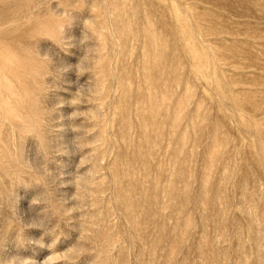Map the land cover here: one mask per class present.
<instances>
[{"label": "rangeland", "instance_id": "obj_1", "mask_svg": "<svg viewBox=\"0 0 264 264\" xmlns=\"http://www.w3.org/2000/svg\"><path fill=\"white\" fill-rule=\"evenodd\" d=\"M69 4V47L31 42L66 68L38 89L39 64L13 51ZM37 108L69 146L48 167L78 212L51 230L43 186L17 184L22 220H48L23 243L11 229L0 264H264V0H0V190L10 155L38 159L20 134Z\"/></svg>", "mask_w": 264, "mask_h": 264}, {"label": "clouds", "instance_id": "obj_2", "mask_svg": "<svg viewBox=\"0 0 264 264\" xmlns=\"http://www.w3.org/2000/svg\"><path fill=\"white\" fill-rule=\"evenodd\" d=\"M62 11H56L50 8L46 15L42 16V20L46 24V35H30L26 43L18 50L13 51V56L16 61L37 62L39 68L36 75L37 87L47 86L46 79L52 77L57 80L62 73L66 71L65 67H56L52 69L53 59L48 54H40L32 45L39 37H47L54 42L58 47L65 49L69 44L64 37V28L72 17L74 10L80 9L76 5L69 4L67 7H59ZM31 11L39 13L42 11V5L37 3L32 6ZM14 66V65H9ZM81 72L83 68L79 69ZM49 90L50 87H49ZM52 111H41L39 108L30 112L25 122L20 126L21 135H31L38 140V151L36 160H28L19 154L17 150L14 155H10L4 162L3 175L7 181V187L0 190V209H3V215H0V242L6 238L8 232L15 228L17 233V240L23 243L22 235L26 228L29 227H43L48 220V217L40 216L32 218L28 223H25L17 214L16 202L13 198V188L17 184L34 182L42 185L44 191L37 198L33 199L32 205L43 204L42 212L50 213L51 217L57 220L53 229L59 227L60 222H71L73 214L78 212L76 200L71 206H66V201L57 199L55 196L56 178L52 176L49 170V161L57 155H66L69 153V146L64 144H55L49 139L55 129L52 127L53 121L51 119ZM72 151H80L77 144L72 142ZM87 240H82L80 245L73 250V255L79 257L82 253L88 252ZM113 253L108 251L101 254V259L110 257ZM10 264H24V258L13 256L6 260Z\"/></svg>", "mask_w": 264, "mask_h": 264}]
</instances>
